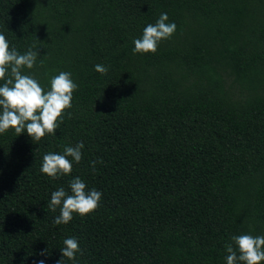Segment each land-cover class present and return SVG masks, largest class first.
Wrapping results in <instances>:
<instances>
[{"label": "trees", "instance_id": "1", "mask_svg": "<svg viewBox=\"0 0 264 264\" xmlns=\"http://www.w3.org/2000/svg\"><path fill=\"white\" fill-rule=\"evenodd\" d=\"M161 13L174 34L134 53ZM0 33L39 49L23 72L45 90L78 85L56 135L0 134V264H57L68 237L77 264H227L233 235H264V0H0ZM81 141L70 175L40 172ZM77 176L99 206L55 225Z\"/></svg>", "mask_w": 264, "mask_h": 264}, {"label": "clouds", "instance_id": "2", "mask_svg": "<svg viewBox=\"0 0 264 264\" xmlns=\"http://www.w3.org/2000/svg\"><path fill=\"white\" fill-rule=\"evenodd\" d=\"M167 13H161L155 24H148L143 29L141 38L134 40V53H155L161 40L170 38L175 30V23H167ZM40 54L35 45L21 54L15 47L10 48L3 33H0V134L14 129L16 136L24 133L34 142L40 141L46 134L56 135V130L63 123V114L72 107V98L78 85L72 80L70 72L61 71L50 78V87L45 90L34 75L25 74L24 68L32 69ZM43 63V61H41ZM95 70L106 74L108 68L95 65ZM83 141L75 146H65L63 153L49 152L44 154L40 172L52 178L70 175L73 161L79 164L82 160ZM69 157L71 159H69ZM102 162V161H101ZM95 170L96 161H92ZM70 193L60 187L53 191L48 207L60 214L54 217L55 225L67 224L73 219V213L85 216L99 206L102 193L95 188L87 189L86 183L79 177L69 181ZM60 248L62 258L57 264H63L64 258L77 264L76 254L81 252L75 237L63 240ZM227 264H261L264 261V235H233L231 242L225 244ZM48 253V249L41 255ZM82 254V253H81ZM38 264H45L43 259Z\"/></svg>", "mask_w": 264, "mask_h": 264}]
</instances>
